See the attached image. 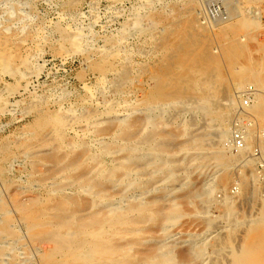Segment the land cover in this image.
Here are the masks:
<instances>
[{
	"label": "rangeland",
	"instance_id": "374dc122",
	"mask_svg": "<svg viewBox=\"0 0 264 264\" xmlns=\"http://www.w3.org/2000/svg\"><path fill=\"white\" fill-rule=\"evenodd\" d=\"M0 46L15 68H0V264H43L44 247L64 258L28 218L73 228L108 201L131 208L99 230L121 262L89 264L142 250L161 264H264V123L249 110L264 90L242 80L244 64L264 72V0H0ZM239 115L251 135L234 150Z\"/></svg>",
	"mask_w": 264,
	"mask_h": 264
},
{
	"label": "bare ground",
	"instance_id": "6f19581e",
	"mask_svg": "<svg viewBox=\"0 0 264 264\" xmlns=\"http://www.w3.org/2000/svg\"><path fill=\"white\" fill-rule=\"evenodd\" d=\"M249 22L250 21L246 20L243 24L247 25V24H249ZM250 23H252V22H250ZM68 39L74 48H77L79 46L78 43L80 41V37H79L78 32L75 33L74 35H72L71 37H68ZM238 49L244 50L245 47L236 45V46H234V49H232V53ZM4 53H5V51H4ZM10 57H9V55L0 54V68L3 71H8V72L14 71L15 68L11 64V61H10L11 58ZM26 59L27 58L23 57L21 59V62H26ZM3 71H2V73H3ZM242 71L245 72L242 80L243 79L244 80H250V81L254 82L261 89V91L264 90V72H261L259 70H254L251 66L247 67V65H245V64L242 66ZM100 77H102V75ZM243 81H239V83H238L241 87L244 85ZM89 90L90 89H88V91ZM89 94H90V92H89ZM162 98H167V99L172 100L169 96H164ZM232 99H233L232 95L228 94V105L226 106L227 109H229L234 104V101H232ZM157 102H160V101L158 100ZM163 102H165V101H163ZM155 104H156V102H155ZM70 105H72V104H70ZM60 109L61 108H59V110ZM72 109H75V108H72ZM249 110L251 113H253L256 120L258 119L259 121H262L264 123V96H263V94L259 95L257 102L253 106H251ZM108 111L105 113H108ZM110 112H113V111H110ZM94 117H95V119L97 118L96 116H94ZM53 118H55L57 121H59L62 124H64V122H66V119L62 114H56ZM121 118H119L118 120H121L123 122L124 121L123 118H125V117L123 116ZM110 121L113 124V121L112 120H110ZM54 130H56V129H54ZM263 131H264V129H263ZM225 133L226 132L224 130H220L218 133V137H221L223 139V137L227 135V134L225 135ZM151 135L152 134H149L145 137L146 142L150 141V139L152 138ZM250 135H251L250 132L248 133V131H246V137L250 136ZM222 139H220V140H222ZM259 141H260V145H262V147L264 148V139L260 138ZM163 144H165V142ZM247 144H249V143L246 142V146H247ZM126 150H128V152H130L131 147L126 148ZM216 152L218 153V157H220V158L224 157L220 148H218L216 150ZM242 153H244V152L240 151L238 154L241 156ZM128 155H129V153H128ZM128 155L123 158L125 160L123 162H125V163H121V165H120V169L123 171V174H127L128 172H130L131 166L129 164L130 161H127ZM104 157L105 156H103L102 158H104ZM224 158L226 160H228V162L239 160L238 157L237 158L232 157L230 159H228L226 157H224ZM244 159H245V157H244ZM167 163L168 162L165 159L162 160V162H161L162 168H164V166L168 165ZM95 191H96V194H98V195L102 194V192L99 188H98V190H95ZM102 198L104 200H107V199H105V198H107L106 196H102ZM105 207H106V209L103 212H101V216H97V213H96V215L94 216V219L90 223L79 222V223H76L77 225L74 226L73 228H72V225L63 226L59 222L51 224L48 221L45 222L44 220H42L40 218H35L34 216H30L28 218V228L31 232V236L34 238L40 239V240H42V239H45V240L46 239H53V240L58 242V244L56 245V247H58V250L63 251V252L65 251V254H63L64 258H57V257L49 254L44 247L45 257L43 259V264H89V262L94 260V259L95 260L104 259L107 261H113L115 263L121 262L120 257L122 255V252L119 251V248L116 249L115 245L112 242H110L111 239H108L106 237L104 238L101 234H99V230L102 227H105L104 225H107L111 229H114L117 225L129 223L131 208H129L130 206H126V207L116 206L114 203H109V201L105 203ZM171 216H172V214H171ZM88 236L93 237L94 239L92 241H90ZM42 246H44V245L42 244ZM47 246H49V245H47ZM140 253L141 254H139L138 258H136L132 262V264H161L162 261L164 259H166V257L162 258L161 255L156 254L155 251H153V250H150L149 252H145L142 250Z\"/></svg>",
	"mask_w": 264,
	"mask_h": 264
},
{
	"label": "built area",
	"instance_id": "2783aa9c",
	"mask_svg": "<svg viewBox=\"0 0 264 264\" xmlns=\"http://www.w3.org/2000/svg\"><path fill=\"white\" fill-rule=\"evenodd\" d=\"M258 91L257 89L252 85L248 84L246 85L240 92V106L243 110L245 108H248L252 101L255 99V96L257 95ZM247 115V114H245ZM248 116V115H247ZM249 116H248V123L249 122ZM246 122L243 121V118H241V115L237 116L234 120L233 126L231 128L230 132V140L229 145L234 150H242L246 147ZM256 148H253V155H256L258 152H256Z\"/></svg>",
	"mask_w": 264,
	"mask_h": 264
}]
</instances>
